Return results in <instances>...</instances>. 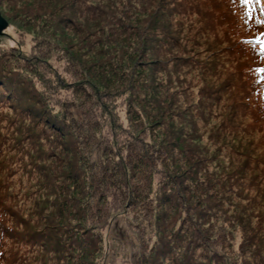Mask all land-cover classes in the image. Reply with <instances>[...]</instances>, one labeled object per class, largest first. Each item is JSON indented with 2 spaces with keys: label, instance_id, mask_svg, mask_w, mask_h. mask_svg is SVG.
<instances>
[{
  "label": "trees",
  "instance_id": "obj_1",
  "mask_svg": "<svg viewBox=\"0 0 264 264\" xmlns=\"http://www.w3.org/2000/svg\"><path fill=\"white\" fill-rule=\"evenodd\" d=\"M1 2L43 78L0 46V264H97L117 213L132 262L264 264V0Z\"/></svg>",
  "mask_w": 264,
  "mask_h": 264
},
{
  "label": "rangeland",
  "instance_id": "obj_2",
  "mask_svg": "<svg viewBox=\"0 0 264 264\" xmlns=\"http://www.w3.org/2000/svg\"><path fill=\"white\" fill-rule=\"evenodd\" d=\"M0 5L1 9L9 10V7L4 5L1 0ZM5 15L7 14H0L2 19L5 21V26H0V46L13 45V48H8V50L13 53V55L11 56H17L20 58L14 61L16 67H19L21 74H23L25 78H28V80L32 84L34 83L38 87H40V83L37 80H39L40 78L42 79L43 76H39V69H37V64L35 61H33L34 57H32L34 49L33 44L35 43L34 41L36 33H29L31 29H26L24 28V26H20V23L17 22L15 23V25H8V21L4 19ZM26 63H33L35 65L31 68H25L23 67V65ZM53 64L57 66V63L54 61ZM42 72L44 71L41 69V73ZM0 180V185L4 184L5 181L11 182L10 185L5 186V190L13 188L12 184H15V190L18 191L21 187V183H25L24 177H21L18 172L13 173L11 176L4 172L2 173V177H0ZM20 194L21 193H19V195ZM21 199L22 196H20L19 201ZM6 203L8 202L6 201ZM131 222L132 219L129 216H126L124 213H117L114 217L110 218L109 221L106 222L107 226L103 230L104 239L102 240V247L100 248L99 259L98 262H96L97 264H102L104 260H106V264H142L141 260L138 262H132L131 256L129 257V244L135 239V237L132 236V231L130 229ZM20 250L22 254L26 255L27 258L30 259L26 244L21 245ZM102 259L103 261L101 263Z\"/></svg>",
  "mask_w": 264,
  "mask_h": 264
},
{
  "label": "water",
  "instance_id": "obj_3",
  "mask_svg": "<svg viewBox=\"0 0 264 264\" xmlns=\"http://www.w3.org/2000/svg\"><path fill=\"white\" fill-rule=\"evenodd\" d=\"M0 26H5V21L2 19L1 16H0Z\"/></svg>",
  "mask_w": 264,
  "mask_h": 264
}]
</instances>
